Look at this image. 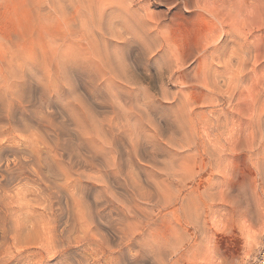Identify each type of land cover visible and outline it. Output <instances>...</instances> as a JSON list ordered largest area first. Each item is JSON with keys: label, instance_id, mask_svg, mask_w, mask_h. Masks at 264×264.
I'll use <instances>...</instances> for the list:
<instances>
[{"label": "rangeland", "instance_id": "374dc122", "mask_svg": "<svg viewBox=\"0 0 264 264\" xmlns=\"http://www.w3.org/2000/svg\"><path fill=\"white\" fill-rule=\"evenodd\" d=\"M68 35L75 37H69L66 43ZM83 35L89 38H82ZM53 36L60 38L57 40L59 51L73 45H69L68 51L59 53L82 61L84 66L89 65L85 67L91 68L98 83L90 85L83 76L76 78L66 74L62 77L59 74V78L53 75L58 82L54 91L58 104L54 110L46 111L44 125L38 123L42 129L34 120L45 107L41 89L44 94V84H50L49 81L46 84L44 78L49 80V77L42 69L50 70L31 62L37 57L41 59L42 53L38 51L43 52L42 45ZM38 41H41L40 47ZM18 49L24 55L21 56L23 53ZM0 52L8 56L4 59L0 53V81L4 82H0V94L1 87L7 85L4 80L10 79L7 77H10L9 71L19 64L20 69L15 71L25 69L28 73L27 68L29 73H35L38 67L36 73L41 78L35 73V79L30 76L18 84L25 83L23 88L16 87L19 92L15 91L18 96L14 97L20 101L17 105L18 102L13 103L14 106L11 104L10 87L3 86L5 93L0 95L1 101H5L0 107L5 115L0 113V117L7 116L0 121L4 126H0V147L7 145L0 148L3 157H0V264L256 263L257 254L264 250V0H0ZM72 53L77 54L76 57ZM23 56L34 69L28 61L22 64ZM6 62H11L10 69ZM63 78L71 80V88ZM38 80L43 81V88L34 85ZM4 104L7 109L2 108ZM68 106L72 107L70 112L77 110L73 114L75 117L71 116L72 112L64 114ZM31 109H35L33 113ZM84 112H88L87 116ZM27 113L33 114L30 119ZM24 116L28 117L27 121L22 120ZM77 121L88 126L82 131L84 127L81 122L78 126ZM47 126L51 129L46 131ZM44 129L46 135L42 132ZM31 130L35 135L30 134ZM84 130L88 133H83ZM98 133L105 136L96 135ZM41 137L46 140L40 141ZM90 137L94 140H88ZM23 139L30 143L26 144ZM36 141L41 143L38 145ZM94 141L97 148L91 147ZM98 144L99 147L104 145L103 148ZM93 147L95 153L98 151L94 159L97 162L86 166L94 162L84 159L89 151H94ZM49 148L50 154L46 152ZM6 149L9 154H5ZM38 155L48 158L41 156L45 163L39 160V166L44 163L38 167L40 170L36 168ZM50 155L57 156L53 159ZM22 156L26 167L20 164L15 170L5 166L4 159H8L12 167L14 158ZM52 160L59 162V167ZM61 163L66 169H59V172L66 173L64 177L70 173L65 180L62 177L63 181L60 176L64 174L56 171ZM48 165H55L54 170ZM67 169L69 173L64 172ZM43 174L50 180L46 181ZM9 176H15L14 180ZM54 183L61 187H54ZM67 184L73 185L70 188L73 195ZM73 198L78 199V203ZM73 202L78 205L73 206Z\"/></svg>", "mask_w": 264, "mask_h": 264}, {"label": "bare ground", "instance_id": "6f19581e", "mask_svg": "<svg viewBox=\"0 0 264 264\" xmlns=\"http://www.w3.org/2000/svg\"><path fill=\"white\" fill-rule=\"evenodd\" d=\"M127 20H128V19H127ZM130 20H131V19H130ZM130 20H129V21H130ZM138 22H139V21H138ZM145 22H146V21H145ZM96 24H97V23H96ZM131 24H132V23H131ZM99 25H100V24H99ZM141 25H142V24H141ZM112 27H113V26H112ZM112 27H111V28H112ZM114 27H115V26H114ZM115 28L117 29V27H115ZM119 30H120V29H119ZM119 30H118V31H119ZM131 30H132V29H131ZM97 31H98V30H97ZM83 33H84V32H83ZM87 34H88V33H87ZM50 35H52V34H50ZM57 35H59V34H57ZM65 35H67V34H65ZM71 36H74V37H75V35H68V37H67L68 39L66 38V43H67V41L69 40V37H71ZM86 36H87V35H86ZM88 36H89V35H88ZM44 37H45V36H44ZM47 37H48V36H47ZM65 37H66V36H65ZM83 37H84V38H89V37H85V35H83L82 38H83ZM90 37H91V36H90ZM114 37H115V36H114ZM121 37H122V36H121ZM62 38H64V37H62ZM126 38H127V37H125V39H126ZM44 39H45V38H44ZM58 39H60V38H58ZM58 39H57L56 36H53V37L50 38L49 40L47 39V40H48L47 42H45V43L43 42V43H44V44L42 45V46H43V47H42L43 52H41L42 50H41V51H38V49H37L38 46H37V44H36V43L39 44V42H41L43 39H42L41 41L36 42V43H35V44H36V45H35L36 47H34V48L37 49L36 51L42 53L41 55L39 54V55H40L39 57H40L41 59L38 60V59H37L38 57H37V55H36V57H37L36 59L34 58V60L32 61L33 58H31V60H30V61H32V62H31L32 64L34 63L35 65H37V66H39V67L41 66L40 68H43V67H44V68H47L48 70H50V71H47V70H45V69H42L43 72H46L47 77H49V80H48L47 78H44V79L46 80V84H47V81H49L51 85H50V84H48V85H45V84H44V87H45L44 94H43V90L41 89L42 92H41L40 95H42L43 98H41V97H40V98L43 99V101H44V103H45V104H44V103H43V104L45 105V107H42V108H41V110L39 111V112L41 113V115L38 114V115H40V116H39V117L37 116V117H38L37 119H35V118L33 117V120L35 119L34 121L37 120V122H35V123H36L35 125H37V126H38V123H39V124H43V123H44V122L42 123V121H43V120L45 121L46 111L50 110V108L53 109L54 106L56 105V103L58 104V102H57L58 99H56L55 92H54V91L57 90L56 88H57L58 85L55 84L57 81L55 82V80H54V78H53V77H55V76H53V75H56V77H57V75H58V77H59V74H60V75L63 77V76H65L66 74H69L70 77L74 75V77H76V78H79L78 76H83L82 78H84V80H85L86 77H87L86 81H88V82H86V83H89L90 85H91V84H95V82H96V81H95L96 79H94V77H95L94 74L92 75V73H91V68L88 67V69H87V67H85V66H89V65H85V66H84V64H83L82 61L80 62V61H78V60H76V59L74 60V58H73V59H70L69 57H67V56L62 55V54L59 53V52L62 53V52H64V51H66V50L68 51L67 48H69V45H70V44H69V45L67 44L68 47H66V49H65V46H64L63 49H65V50H63V51H59V46L57 47V44H58V43H57V40H58ZM116 39H117V38H116ZM63 40H65V39H63ZM72 40H73V39H72ZM72 40H71L70 42H72ZM84 40H85V39H84ZM16 41L18 42V39H17ZM109 42H110V41H109ZM114 42H115V41H114ZM14 43H15V42H14ZM49 43H51V44H50L51 47H49ZM17 44H18V43H17ZM17 44H14V45H17ZM41 44H42V43H41ZM63 44H64V43H63ZM144 44H145V43H144ZM44 45L46 46L45 48H44ZM67 45H66V46H67ZM71 45H72V44H71ZM71 45H70V46H71ZM106 45H107V44H106ZM61 46H62V45H61ZM61 46H60V48H61ZM72 46H73V45H72ZM39 47H40V44H39ZM39 47H38V48H39ZM146 48H147V47H146ZM40 49H41V48H40ZM40 49H39V50H40ZM44 49H45V50H44ZM18 50H20V49H18ZM18 50H17V51H18ZM60 50H61V49H60ZM149 50H150V49H149ZM12 51H14V50H12ZM15 51H16V50H15ZM32 51H33V50H32ZM34 51H35V50H34ZM34 51H33V53H35ZM150 51H151V50H150ZM19 52H20V53H21V52L23 53V51H21V50H20ZM0 53L2 54L3 52H0ZM4 53H5V52H4ZM25 53H26L25 56H27V55H28L27 52H25ZM36 53H37V52H36ZM66 53H67V52H66ZM66 53H65V54H66ZM70 53H71V52H70ZM9 54H10V52H9ZM9 54H6V56L9 55ZM18 54H19V53H18ZM18 54L16 53V55H18ZM30 54H31V56H32V53H30ZM72 54H73V53H72ZM2 55H3V54H2ZM10 55H11V54H10ZM14 55H15V54H14ZM16 55H15V56H16ZM22 55H24V53L21 54V56H22ZM66 55H67V54H66ZM76 55H77V54H75V56H74V54H73L74 57H76ZM15 56H13V59H14ZM19 56H20V54H19ZM19 56H18V57H19ZM29 56H30V55H29ZM33 56H34V55H33ZM112 56H113V55H112ZM0 57L2 58L1 55H0ZM3 57H4V55H3ZM7 57H8V56H7ZM7 57H4V59L7 58ZM23 57H24V56H23ZM23 57H22V58H23ZM78 57H81V56H78ZM110 57H111V56H110ZM113 57H114V56H113ZM1 58H0V59H1ZM11 58H12V57H11ZM19 58H21V57H19ZM26 58H28V57H26ZM71 58H72V57H71ZM81 58H83V57H81ZM81 58H80V59H81ZM84 58H85V57H84ZM87 58H88V57H87ZM99 58H100V57H99ZM143 58H144V57H143ZM28 59H29V58H28ZM88 59H89V58H88ZM88 59H87V60H88ZM92 59H94V58H92ZM92 59H91V60H92ZM95 59H96V58H95ZM97 59H98V58H97ZM10 60H11V59H10ZM15 60H18V59L15 58ZM23 60H25V57L23 58ZM41 60H42V61H41ZM82 60H83V59H82ZM98 60H99V59H98ZM101 60H102V59H101ZM8 61H9V60H8ZM21 61H22V60L20 59V62H19V63H21ZM27 61H28V63L30 64L29 60H27V59H26L25 61H22V62H23L22 64H24V62L27 63ZM85 61H86V59H85ZM92 61L95 62L94 60H92ZM96 61H97V60H96ZM102 61H103V60H102ZM0 62H1V61H0ZM3 62L5 63L4 60H3ZM15 62H16V61H15ZM38 62H39V63L41 62L40 65H39ZM98 62H99V61H98ZM8 63H9V62H8ZM8 63L6 62L5 65L8 66V65L11 64V62H10V64H8ZM17 63H18V62H17ZM17 63H14V64H17ZM19 63H18V64H19ZM90 63H91V61L88 62V64H90ZM146 63H147V62H146ZM14 64H13V66H14ZM32 64H30V67H31ZM81 64H83V66H82ZM86 64H87V63H86ZM92 64H93V63H92ZM5 65H4L3 68H5ZM19 65H20V67H21V64H19ZM19 65L16 66V67L18 68ZM25 65H26V64H25ZM98 65H99V63H98ZM108 65H109V62H108ZM7 66H6V67H7ZM10 66H11V65H10ZM10 66H8V68H9ZM27 66H28V64H27ZM33 66H34V65H33ZM90 66H92V65H90ZM99 66H100V65H99ZM99 66H98V67H99ZM25 67H26V66H25ZM30 67H29V68H30ZM94 67H95V65H94ZM102 67H103V66H102ZM0 68H2V67H0ZM10 68H11V67H10ZM10 68H9V69H10ZM13 68H15V67H12L10 71H9V69H7V70L9 71L8 74L10 75V77L6 74V72H4V74L7 75V77L10 78V79L4 80L5 83H6L7 85L5 86V84H4L3 86H5V88L8 87V89H9V87H10V89H9L10 91L7 89L10 93H9L8 91H7V92H8L9 95H10L9 98L12 100L11 104L13 105V103L18 102V103H16V105H17V104L20 103V101H18V100H17L18 98H15L14 95H17V96H18V94L15 93V91H17L18 89H20L19 87H20L21 85L18 86V84H19V83L21 84V82H25L24 79H27V80H28L27 77L31 78V77L33 76V79H35L34 77L37 76V73H38V72H37L36 69H37L38 67L34 70L35 73L37 72L35 76H34L35 73H34V72L31 73L32 71L29 73L30 70L27 69V68H26V70H28V73H27V71L25 72V69H24V70L21 69L20 71L17 72V71H15V70H19L20 68H18V69L16 68L15 70H12ZM22 68H23V66H22ZM100 68H101V67H100ZM31 69H34V67H31ZM94 69H96V68H94ZM102 69H103V68H102ZM107 69H108V68H107ZM0 70L2 71V69H0ZM3 70H4V69H3ZM44 70H45V71H44ZM96 70H97V69H96ZM5 71H6V70H5ZM106 71H108V70H106ZM43 72H42V73H43ZM80 72H82V74H79ZM103 72H105L104 69H103ZM103 72H102V73H103ZM84 73H87V75H85ZM109 73H110V72H109ZM112 73H113V72H112ZM118 73H119V72H118ZM31 74H33V75H31ZM43 74L46 75L45 73H43ZM71 74H72V75H71ZM119 74H120V73H119ZM123 74H125V73H123ZM5 75H4V77H2V78H5ZM44 75H43V76H44ZM96 75H97V73H96ZM100 75H101V74H100ZM102 75H104V74H102ZM30 76H31V77H30ZM43 76H42V77H43ZM52 76H53V77H52ZM0 77H1V76H0ZM37 77H39V75H38ZM44 77H46V76H44ZM65 77H66V76H65ZM74 77H73V78H74ZM107 77H109V75H107ZM39 78H40V77H39ZM39 78H36V79H39ZM52 78H53V79H52ZM59 78H60V77H59ZM95 78H96V77H95ZM97 78H98V77H97ZM102 78H103V77H102ZM0 79H1V78H0ZM33 79H32V81H33ZM40 79H41V78H40ZM40 79H39V80H40ZM63 79H64V78H63ZM65 79H66V78H65ZM65 79H64V80H65ZM69 79H71V78H69ZM100 79H101V78H100ZM107 79H108V78H107ZM111 79H112V77H111ZM1 80H2V79H1ZM8 80H10V81H8ZM22 80H23V81H22ZM27 80H26V83H27ZM39 80L37 81V84L35 83L34 85H37V86H39L40 88H43L42 85H41L43 81L41 80L42 82H40ZM56 80H58V79L56 78ZM61 80H62V79H61ZM64 80H63V81H64ZM122 80H124V79H122ZM122 80H121V81H122ZM32 81H31V82H32ZM35 81H36V80H35ZM51 81H52V82H51ZM65 81H66V82H65L66 84L68 83L67 86H69V81H71V80L66 79ZM113 81H114V79H113ZM0 82H1L2 84L4 83V82H2V81H0ZM39 82H40V85L38 84ZM119 82H120V80H119ZM1 83H0V84H1ZM28 83H29V82H28ZM32 83H33V82H32ZM57 83H58V82H57ZM60 83H61V82H60ZM63 83H64V82H63ZM80 83H83V82H80ZM86 83H85V84H86ZM96 83H98V82H96ZM24 84H25V83H24ZM24 84H23V85H24ZM29 84H31V83H29ZM66 84H65V85H66ZM74 84H75V83H74ZM99 84H100V82H99ZM23 85H22V86H23ZM26 85H27V84H26ZM26 85H25V88H26ZM71 85H72V84H71ZM82 85H83V84H82ZM3 86L1 87V88H2V94L5 93V91H3V90H4V89H3ZM17 86H18V87H17ZM22 86H21V88H23ZM28 86H29V85H28ZM75 86H76V84H75ZM84 86H85V85H84ZM96 86H97V85H96ZM96 86H95V87H96ZM98 86H99V85H98ZM16 87H17L18 89H17ZM31 87H32V86H31ZM65 87H66V86H65ZM69 87H70V86H69ZM35 88H36V87H34V89H35ZM37 88H38V87H37ZM61 88H63V87H61ZM70 88H71V87H70ZM29 89H31V88H29ZM63 89H64V88H63ZM73 89H74V88H73ZM60 90H61V89H60V86H59V91H60ZM0 91H1V90H0ZM25 91H26V89H25ZM37 91H39V90L37 89ZM59 91H58V92H59ZM68 91H69V90H68ZM127 91H129V90H127ZM17 92H19V91H17ZM23 92H24V91H23ZM23 92H22V93H23ZM34 92H35V91H34ZM75 92H76V91H75ZM0 93H1V92H0ZM22 93H21V94H22ZM28 93H29V91H28ZM30 93H31V92H30ZM37 93H39V92H37ZM66 93H67V92H66ZM66 93L64 92V95H65ZM2 94H0V95H2ZM6 94H7V93H6ZM24 94H27V93H24ZM60 94H61V92H60ZM81 94H82V93H81ZM126 94H127V93H126ZM38 95H39V94H38ZM57 95H59V93H58ZM74 95H75V94H74ZM74 95H73V97H74ZM105 95H106V94H105ZM22 96H23V95H22ZM35 96H36V94H35L33 97H35ZM54 96H55V97H54ZM65 96H66V95H65ZM71 96H72V95H71ZM75 96H76V95H75ZM132 96H133V95H132ZM132 96H131V97H132ZM1 97H2V96H1ZM3 97H5V95H4ZM27 97H29V96H27ZM67 97H68V96H67ZM107 97H108V96H107ZM7 98H8V97H7ZM82 98H83V97H82ZM2 99H3V98H0V102H1V103H0V104H1L0 107L2 106L3 101H4V100L1 101ZM5 99H6V97H5ZM15 99H16V100H15ZM26 99H27V98H26ZM26 99H25V100H26ZM29 99H30V98H29ZM59 99H60V98H59ZM68 99H69V98H68ZM84 99H85V98H84ZM101 99H102V98H101ZM107 99H108V98H107ZM25 100H23V101H25ZM30 100H31V99H30ZM60 100H61V99H60ZM60 100H59V101H60ZM102 100H103V99H102ZM28 101H29V100H28ZM36 101H37V97H36ZM38 101H39V100H38ZM64 101H66L65 103L67 104V100H64ZM69 101H70V99H69ZM71 101H72V100H71ZM76 101H77V100H76ZM103 101H104V100H103ZM7 102H8V101H6V103H7ZM72 102H73V101H72ZM83 102H84V101H83ZM97 102H98V101H97ZM99 102H101V101H99ZM4 103H5V101H4ZM28 103H30V102H28ZM31 103H32V101H31ZM38 103H39V102H38ZM61 103H63V101H62ZM69 103H71V102H69ZM73 103H74V102H73ZM81 103H82V102H81ZM85 103H86V102H85ZM104 103H105V102H104ZM104 103H103V104H104ZM34 104H36V103H34ZM63 104H64V103H63ZM63 104H62V105H63ZM66 104H65V106H66ZM5 105H6V104H4V106H3L2 108H5V107H6ZM8 105H9V102H8ZM20 105H22V104H20ZM23 105L25 106V105H27V104H23ZM36 105H38V104H36ZM40 105H41V104H40ZM44 105H43V106H44ZM59 105H60V104H59ZM62 105H61V106H62ZM70 105H71V104H70ZM72 105H73V104H72ZM72 105H71V106H72ZM77 105H78V104H77ZM87 105H88V104H87ZM87 105H85V106H87ZM101 105H102V104H101ZM138 105H139V104H138ZM10 106H11V105H10ZM10 106H9V107H10ZM13 106H14V105H13ZM27 106H29V105H27ZM63 106H64V105H63ZM78 106H79V105H78ZM82 106H84V104H83ZM88 106H89V105H88ZM88 106H87V107H88ZM103 106H104V105H103ZM135 106H136V105H135ZM11 107H12V106H11ZM20 107H21V106H20ZM20 107H19V108H20ZM30 107H31V106H30ZM30 107H29V111H30ZM37 107H39V106H37ZM40 107H41V106H40ZM90 107H91V105H90ZM137 107H138V106H136V108H137ZM12 108H13V107H12ZM15 108H16V107H15ZM24 108H26V107H24ZM61 108H62V107H61ZM64 108H66V107H64ZM69 108H70V107L68 106V109H67V110L64 109V110H65V111H63V112H65L64 114H68V113L70 114V113L72 112V111H71V112L68 111V110H71L72 107H71L70 109H69ZM88 108H89V107H88ZM88 108H87V110H88ZM91 108H92V107H91ZM129 108H130V107H129ZM131 108H132V107H131ZM144 108H145V107H144ZM5 109H7V107H6ZM16 109H17V108H16ZM16 109H15V110H16ZM22 109H23V107H22ZM32 109H33V108H32ZM32 109H31V110H32ZM37 109H39V108H37ZM122 109H123V108H122ZM10 110H11V108H10ZM34 110H35V109H34ZM34 110H32V113H33ZM44 110H45V111H44ZM53 110H54V109H53ZM73 110H74V109H73ZM93 110H94V109H93ZM0 111H1V110H0ZM6 111H7V110H6ZM8 111H9V109H8ZM18 111H19V110H18ZM20 111H21V109H20ZM26 111H28V110H26ZM51 111H52V110H51ZM66 111H68V113H66ZM78 111H80V110H78ZM88 111H89V110H88ZM133 111H134V110H133ZM138 111H139V110H138ZM145 111H146V110H145ZM4 112H5V111H4ZM4 112H0V113L2 114V113H4ZM23 112H24V110H23ZM35 112H36V111H35ZM37 112H38V111H37ZM37 112H36V114H37ZM39 112H38V113H39ZM52 112H53V111H52ZM75 112H77V110H76ZM75 112H74V113H75ZM91 112H92V111H91ZM24 113H25V112H24ZM48 113L50 114V111H49ZM74 113L72 112V114H71L72 117L74 116V115H73ZM80 113H82V110L80 111ZM84 113H86V112H84ZM27 114H28V113H27ZM27 114H26V115H27ZM76 114H77V116H78V113H76ZM87 114H88V112L86 113V116H87ZM89 114H90V111H89ZM92 114H93V113H92ZM2 115H5V114H2ZM6 115H8V114H6ZM16 115H17V114H16ZM28 115H29V114H28ZM31 115H33V114H30V115H29V118L26 117V116H24V119H25V118L30 119V116H31ZM52 115H53V114H52ZM52 115H51V116H52ZM90 115H91V114H90ZM8 116H9V115H8ZM18 116H19V115H18ZM55 116H56V114H55ZM66 116H67V115H66ZM68 116H70V115H68ZM75 116H76V115H75ZM75 116H74V117H75ZM82 116H83V114H82ZM86 116H85V114H84V117H86ZM1 117H2V116H1ZM1 117H0V118H1ZM6 117H7V116H6ZM6 117H3V118L6 119ZM9 117L12 118V115L9 116ZM16 117H17V116H16ZM35 117H36V116H35ZM72 117H71V118H72ZM3 118H1L0 121H1ZM13 118H14V117H13ZM47 118H50V115H49V117H48V114H47ZM69 118H70V117H69ZM71 118H70V119H71ZM88 118H90V116H89ZM15 119H16V118H15ZM18 119H20V118L18 117ZM18 119H17V120H18ZM24 119L22 118L23 121H27L26 119H25V120H24ZM59 119H60V118H59ZM75 119H77V118H75ZM257 119H258V118H257ZM10 120H11V119H10ZM51 120H53V119H51ZM51 120H50V122H51ZM72 120H74V118H72ZM4 121H5V123H7L6 120H4ZM12 121L14 122V120H12ZM30 121H32V120H30ZM30 121H29V122H30ZM46 121L48 122V119H47ZM62 121H63V120H62ZM75 121H76V120H75ZM75 121H74V122H75ZM81 121H82V120H81ZM81 121H77L78 126H79V122H81ZM100 121H101V120H100ZM2 122H3V121H2ZM56 122H57V121H56ZM90 122H91V120H90ZM11 123H12V122H11ZM14 123H15V122H14ZM14 123H13V124H14ZM23 123H24V122H23ZM25 123H26V122H25ZM45 123H46V122H45ZM45 123H44V124H45ZM48 123H49V122H48ZM59 123H60V122H59ZM62 123H63V122H62ZM258 123H259V122H258ZM2 124H4V123H2ZM8 124H9V123H8ZM44 124H43V125H44ZM51 124H52V122H51ZM51 124H49V125H51ZM83 124H84V123H83ZM96 124H97V123H96ZM102 124H103V123H102ZM15 125H16V124H15ZM27 125H28V124H27ZM31 125H33V123H32ZM31 125H30V126H31ZM46 125H47V124H46ZM81 125H82V122H81ZM84 125H85V124H84ZM98 125H99V124H98ZM108 125H109V124H108ZM0 126L2 127L3 125L0 124ZM17 126H18V125H17ZM24 126H25V124H24ZM33 126H34V125H33ZM82 126H83V125H82ZM87 126H88V125L83 126L84 128H82V127H80V128H82V131H83V129H85ZM106 126H107V125H106ZM1 127H0V128H1ZM3 127H4V126H3ZM21 127H23L22 123H21ZM21 127H20V128H21ZM38 127L40 128L41 125L38 126ZM43 127H45V126H43ZM48 127H49V128H48ZM51 127H52V125H51ZM51 127H50V126H47L46 131H47L48 129H51ZM67 127H68V126H67ZM97 127H98V126H97ZM97 127H96V128H97ZM117 127H118V126H117ZM12 128H13V127H12ZM18 128H19V126H18ZM28 128H29V125H28ZM31 128H32V127H31ZM31 128H30V129H31ZM39 128H38V129H39ZM41 128H42V127H41ZM45 128H46V127H45ZM263 128H264V127L262 126V129H263ZM10 129H11V128L9 127V130H10ZM42 129H43V128H42ZM111 129H113V127H112ZM115 129H116V128H115ZM262 129H261V130H262ZM6 130H7V129H6ZM6 130H5V131H6ZM12 130H13V129H12ZM14 130H15V129H14ZM23 130H25V129H23ZM27 130H28V129H27ZM97 130H98V129H97ZM104 130H106V129H104ZM118 130H119V129H117V131H118ZM120 130H121V129H120ZM120 130H119V131H120ZM263 130H264V129H263ZM5 131H4V132H5ZM18 131H20V130L18 129ZM33 131H34V130H33ZM40 131H41V130H40ZM44 131H45V129L42 130V132H43V134L46 135V133H44ZM46 131H45V132H46ZM110 131H112V130H110ZM119 131H118V132H119ZM121 131H122V130H121ZM12 132H13V131H12ZM14 132H15V131H14ZM14 132H13V133H14ZM16 132H17V131H16ZM16 132H15V133H16ZM34 132H35V131H34ZM34 132H33V134H34ZM36 132H38V131H36ZM55 132H56V131H55ZM75 132H76V131H75ZM98 132H99V131H98ZM108 132H109V131H108ZM122 132H123V131H122ZM262 132H263V131H262ZM262 132H261V133H262ZM0 133H1V132H0ZM2 133H3V132H2ZM10 133H11V132H10ZM20 133H21V132H19V134H20ZM26 133H28V131H27ZM38 133H40V132H38ZM38 133H36V135H38L37 137H39V134H38ZM72 133H73V132H72ZM83 133H88V132H86V130H84ZM110 133H111V132H110ZM129 133H130V132H129ZM135 133H136V132H135ZM30 134H32V130H31ZM33 134H32V135H33ZM41 134H42V133H41ZM43 134H42V137H44ZM50 134H51V132H50ZM50 134H48V135H50ZM56 134H57V133H56ZM56 134H55V136H56ZM75 134H76V133H75ZM77 134H78V133H77ZM125 134H126V133H125ZM137 134H138V133H136V135H137ZM150 134H151V133H150ZM262 134H263V133H262ZM0 135H1V134H0ZM4 135H5V134H4ZM6 135H7V134H6ZM12 135H13V134H12ZM12 135H11V136H12ZM15 135H16V134H15ZM24 135H25V134H24ZM26 135H27V134H26ZM34 135H35V134H34ZM52 135H53V133H52ZM79 135H80V134H79ZM86 135H87V134H86ZM96 135H100V136H103V137L105 136L104 134L102 135L101 133H98V134H96ZM114 135H115V134H113V136H114ZM116 135H117V134H116ZM116 135H115V136H116ZM121 135H122V134H121ZM139 135H140V134H139ZM9 136H10V135H9ZM9 136H7V137H9ZM17 136H18V135H17ZM28 136H29V134H28ZM30 136H31V135H30ZM53 136H54V135H53ZM65 136H66V135H65ZM83 136H85V135H83ZM90 136H91V135H90ZM111 136H112V134H111ZM125 136H126V135H125ZM260 136H261V135H260ZM4 137H5V136H4ZM21 137H23V136L21 135ZM42 137H41V140L39 139L40 137H39L38 139H39L40 141H42L43 139L46 140V138H42ZM57 137H58V136H57ZM73 137H74V136H73ZM117 137H118V135H117ZM128 137H129V136H128ZM132 137H133V136H132ZM145 137H146V136H145ZM258 137H259V136H258ZM261 137H262V136H261ZM12 138H13V137H12ZM15 138H16V137H14V140H16ZM24 138H25V137H24ZM26 138H27V137H26ZM26 138H25V139H26ZM54 138H55V137H54ZM65 138H66V137H65ZM82 138L84 139V137H82ZM93 138H94V135H93ZM125 138H126V137H125ZM137 138H138V137H137ZM2 139L5 140L4 138H2ZM6 139H7V138H6ZM38 139L36 138L35 140H38ZM52 139H53V138H52ZM62 139H63V138H62ZM90 139L92 140V137H90L88 140H90ZM95 139H96V138H95ZM97 139H98V138H97ZM114 139H117V140L119 141L118 138H114ZM134 139H136V138H134ZM17 140H18V139H17ZM23 140H24V139H23ZM23 140H22V141H23ZM33 140H34V138H33ZM35 140H34V141H35ZM45 140H44L43 143H45ZM49 140H50V138H49ZM56 140H57V138H56ZM56 140H55V141H56ZM65 140H67V139H65ZM88 140H87V143H88ZM93 140H94V139H93ZM93 140H92V141H93ZM99 140L102 141V139H99ZM129 140H130V138H129ZM7 141H8V140H7ZM10 141H11V140H10ZM24 141H25V140H24ZM28 141H29V140H28ZM30 141H31V140H30ZM40 141H36V143L39 142V143H37V144L39 145V144L41 143ZM47 141H48V137H47ZM118 141H117V142H118ZM136 141H137V140H136ZM144 141H145V140H144ZM263 141H264V140H263ZM25 142H26V141H25ZM31 142H32V141H31ZM49 142H50V141H49ZM49 142H48V144H49ZM102 142H103V141H102ZM119 142H120V141H119ZM6 143H7V142H6ZM29 143H30V142H29ZM29 143L26 142V144H29ZM36 143H33V144L35 145ZM89 143H90V142H89ZM98 143L101 144V142H98ZM3 144H4V143H3ZM13 144H14V142H13ZM13 144H12V146H13ZM23 144H24V143H23ZM33 144H32V145H33ZM91 144H93V145H91V147L95 145L94 147L97 148V146H96V144H95V141H94V143H91ZM100 144H98V147L100 146ZM103 144H104V143H103ZM121 144H122V143H121ZM126 144H127V143H126ZM145 144H146V142H145ZM45 145H46V143H45ZM45 145H44V147H43L44 149H45ZM49 145H50V144H49ZM56 145H57V142H56ZM113 145H114V143H113ZM115 145H116V144H115ZM117 145H119V143H118ZM3 146H5L4 148H6L7 145H3ZM3 146H2V147H3ZM8 146H9V145H8ZM12 146H10V147H12ZM27 146H28V145H26V147H27ZM41 146H42V145H41ZM50 146H52V145H50ZM50 146H49V147H50ZM57 146H58V145H57ZM88 146H89V145H88ZM102 146H104V145H102ZM102 146L99 147V148H103ZM2 147H0V148L2 149ZM16 147H19V144H18V146L16 145ZM23 147H24V145H23ZM31 147H32V146H31ZM37 147H39V146H37ZM52 147H53V146H52ZM89 147H90V146H89ZM94 147H93V150H94V151H92V150L89 151L88 154L85 155L86 158H84L85 161H86V160H93L94 162H91V161H90V162L88 163V165L86 164V166H89L90 163H91V164H92V163L95 164V163L97 162V161L95 162L94 159H96V158L98 157V156H97V155H98V154H97L98 151L95 153V149H94ZM115 147H116V146H115ZM138 147H139V146H138ZM147 147H148V146H147ZM4 148H3V151H5ZM8 148H9V147H7V149H8ZM27 148H28V147H27ZM33 148H34V152H35V151H36V150H35V147H33ZM33 148H32V149H33ZM41 148H42V147H41ZM55 148H56V146H55ZM55 148H52V149H55ZM66 148H67V147H66ZM84 148H85V147H84ZM87 148H88V147H87ZM106 148H107V146H106ZM108 148H110V147H108ZM117 148H118V147H117ZM117 148H115V149H117ZM7 149H6V151H7ZM10 149H11V148H10ZM10 149H9V150H10ZM17 149H18V148H17ZM20 149H21V148H20ZM39 149H40V148H39ZM56 149H57V148H56ZM56 149H55V150H56ZM120 149H121V148H120ZM120 149H119V150H120ZM136 149H137V148H136ZM136 149H135V151H136ZM147 149H148V148H147ZM262 149H263V148H262ZM11 150H12V149H11ZM13 150H14V146H13ZM13 150H12L13 153L16 152V151H13ZM40 150H41L40 152H42L43 149H40ZM46 150H47V148H46ZM49 150H50V148H49L48 151H46V152H48V153L50 152V153H51V150H50V151H49ZM96 150H97V149H96ZM102 150H103V149H102ZM3 151H2V152H3ZM18 151L21 152V150H18ZM85 151H86V150H85ZM103 151H104V150H103ZM139 151H140V149H139ZM143 151H144V150H143ZM149 151H150V150H149ZM8 152H10V151L5 152V154L8 153ZM12 152H11V153H12ZM31 152H32V151H31ZM53 152H54V150H53ZM55 152H56V151H55ZM55 152H54V153H55ZM86 152H87V151H86ZM114 152H115V151H114ZM133 152H134V151H133ZM136 152H137V151H136ZM174 152H175V151H174ZM263 152H264V149H263ZM0 153H1V152H0ZM11 153H10V155H11ZM13 153H12V154H13ZM17 153H18V152H17ZM48 153H46V155H47ZM50 153H49V154H50ZM54 153H52V154H54ZM79 153H80V152H79ZM100 153H104V152L101 151ZM141 153H142V152H141ZM8 154H9V153H8ZM15 154H16V153H15ZM15 154H14V157L16 156ZM26 154L28 155L27 150H26ZM26 154H25V155H26ZM40 154H41V153H40ZM49 154H48V155H49ZM55 154H56V153H55ZM85 154H86V153H85ZM120 154H122V153H120ZM129 154H130V153H129ZM263 154H264V153H263ZM2 155H3V154H2ZM27 155H26V156H27ZM29 155H30V154H29ZM32 155H33V154H32ZM32 155H31V156H32ZM46 155H45V156H46ZM80 155H81V154H80ZM83 155H84V154H83ZM99 155H100V154H99ZM144 155H145V154H144ZM3 156H4V155H3ZM17 156H18V155H17ZM26 156H25V157H26ZM31 156H30V157H31ZM41 156H44V155H38V159H36V160H38V163H37V161L34 160L35 164H36V163L38 164L37 167L34 165L37 169H39L40 167H42L43 164L45 163V160L43 161L42 158H41ZM45 156H44L43 159H45ZM56 156H57V155H56ZM56 156H55V158H56ZM172 156H173V155H172ZM0 157H2V156L0 155ZM8 157H9V156H8ZM33 157H34V155H33ZM35 157H36V156H35ZM48 157H49V156H48ZM50 157H52V155H50ZM79 157L81 158V156H79ZM83 157H84V156H83ZM83 157H82V159H83ZM120 157H121V156H120ZM169 157H170V155H169ZM2 158H3V157H2ZM2 158H1V159H2ZM10 158H11V157H10ZM21 158L24 159L23 156L20 157V158L18 157V159L14 158V160L11 162V163H12V164H11L12 167H10L8 159H6V160L4 159V161H5V166H6L7 168H13V169L16 170V168H18L20 164H24V163H25L24 160H21ZM46 158H47V156H46ZM52 158H53V157H52ZM55 158H53V159H55ZM77 158H78V157H77ZM99 158H100V160H102L101 157H99ZM118 158H119V157H118ZM131 158H132V157H131ZM12 159H13V158H12ZM34 159H35V158H34ZM40 159H41V162H42V161L44 162V163L42 164V166H41V165L39 166V164H40V163H39V162H40L39 160H40ZM47 159H48V158H47ZM47 159H46V160H47ZM50 159H51V158H50ZM78 159H79V158H78ZM116 159H117V158H116ZM172 159H173V158H172ZM2 160H3V159H2ZM10 160H11V159H10ZM68 160H69V159H68ZM79 160H80V159H79ZM113 160H114V159H113ZM113 160H112V161H113ZM133 160H134V159H133ZM135 160H136V159H135ZM156 160H157V159H156ZM31 161H32V160H31ZM31 161H30V162H31ZM52 161L54 162L55 160H52ZM74 161H75V160H74ZM81 161L83 162V160H81ZM1 162H2V161H1ZM27 162H29V161H27ZM27 162H26V163H27ZM30 162H29V164H30ZM56 162H57V161H56ZM78 162H80V161H78ZM122 162H123V163H126V161H122ZM127 162H128V161H127ZM133 162H134V161H133ZM157 162H158V161H157ZM257 162H258V161H257ZM263 162H264V161H263ZM31 163H32V162H31ZM48 163H49V160L46 162V165H45V166H47ZM50 163H51V160H50ZM54 163H55V162H54ZM58 163H59V162H58ZM58 163H55V164L58 165ZM70 163H73V162H70ZM75 163H76V162H75ZM80 163H81V162H80ZM80 163H78V164H80ZM85 163H87V162H85ZM105 163H106V162H105ZM128 163H129V162H128ZM261 163H262V161L260 162V164H261ZM33 164H34V163H32L31 165H33ZM78 164H77V165H78ZM81 164H82V165H81ZM81 164H80L81 166L84 165L83 163H81ZM93 164H92V165H93ZM100 164H101V162H100ZM100 164H98V165H100ZM108 164H110V163H108ZM126 164H127V163H126ZM126 164H125V165H126ZM163 164H164V163H163ZM257 164H258V163H257ZM262 164H263V163H262ZM0 165L2 166V164H0ZM24 165H25V164H24ZM52 165H53V163H52ZM52 165H50V166H52ZM61 165H63V164H62V163L60 164V168H58L59 165H58V167H56V169H58V170H56L58 173H61V172H59V169H66V168H63V166H61ZM77 165H76V166H77ZM92 165H91V166H92ZM110 165H111V164H110ZM115 165L117 166V164H115ZM129 165H130V164H129ZM28 166H29V165H28ZM48 166H49V165H48ZM50 166H49V167H50ZM54 166H55V165H54ZM54 166H52V168H53ZM71 166H72V165H71ZM71 166H69V168H70ZM73 166H74V165H73ZM94 166H95V165H94ZM139 166H140V165H138V167H139ZM261 166H262V165H261ZM21 167L23 168V165H21ZM25 167H26V165H25ZM29 167H30V166H29ZM38 167H39V168H38ZM49 167H47V170H48ZM61 167H62V168H61ZM79 167H80V166H79ZM141 167H142V166H141ZM158 167H159V166H158ZM43 168H44V167H43ZM52 168H51L50 170H52ZM69 168H68V169H69ZM71 168H72V167H71ZM71 168H70V170H71ZM96 168H97V167H96ZM101 168H102V167H101ZM110 168H111V167H110ZM116 168L118 169V167H116ZM116 168H115V169H116ZM132 168H133V167H132ZM147 168H148V167H147ZM156 168H157V167H156ZM257 168H259V167H257ZM30 169L32 170V167H30ZM34 169H35V168H34ZM34 169H33V170H34ZM37 169H36V170H37ZM45 169H46V168H45ZM45 169H44V170H45ZM68 169L65 170L64 172L67 171V172L69 173ZM108 169H109V168H108ZM108 169H107V171H108ZM150 169H151V168H150ZM3 170H4V169H3ZM20 170H21V169H20ZM39 170H40V169H39ZM39 170H37V171H39ZM41 170H42V169H41ZM53 170H54V168H53ZM53 170H52V171H53ZM72 170H73V169H72ZM72 170H71V171H72ZM103 170H106V169H103ZM118 170H119V169H118ZM132 170H133V169H132ZM141 170H142V169H141ZM1 171H2V170H1ZM22 171H23V170H22ZM42 171H43V170H42ZM42 171H41V172H42ZM45 171H46V170H45ZM52 171H51V172H52ZM56 171H55V172H56ZM60 171H61V170H60ZM93 171H94V170H93ZM101 171H102V170H101ZM109 171H110V169H109ZM152 171H153V170H152ZM9 172H10V171H9ZM11 172H12V171H11ZM35 172H36V171H35ZM35 172H34V173H35ZM47 172H48V171H47ZM49 172H50V171H49ZM49 172H48V173H49ZM55 172H54V174H55ZM75 172H76V171H75ZM105 172H106V171H105ZM114 172H115V171H114ZM117 172H119V171H117ZM127 172H128V171H127ZM135 172H136V171H135ZM168 172H169V171H168ZM262 172H263V174H264V171H262ZM15 173H16V171H15ZM48 173H47V174H48ZM71 173H74V171L71 172ZM106 173H107V172H106ZM133 173H134V172H133ZM154 173H155V172H154ZM2 174L4 175V172H3ZM5 174H6V173H5ZM7 174H8V173H7ZM18 174H20V173H18ZM18 174H16V175H18ZM35 174H36V173H35ZM44 174H45V173H44ZM44 174H43L42 176H44ZM50 174H51V173H50ZM56 174H57V173H56ZM61 174H64V173L62 172ZM65 174H66V173H65ZM65 174H64L63 176H60V174H58V175L61 177V179H62V177H63L64 180H65V178H66L67 176H69L70 173H69L66 177H64ZM78 174H79V173H77V177L79 176ZM81 174L83 175V173H81ZM100 174H101V173H100ZM103 174H104V173H103ZM111 174H112V173H111ZM155 174H156V173H155ZM9 175H11V174L9 173ZM14 175H15V174H14ZM38 175H40V174H39V173L36 174V176H38ZM72 175H74V174H72ZM72 175H71V176H72ZM132 175H134V174H132ZM5 176H7V175H5ZM11 176H13V175H11ZM19 176H20V175H19ZM47 176H48V175H47ZM47 176H46V177L44 176V177L47 178L46 181H49L50 179H49V177H47ZM50 176H51V175H50ZM52 176H53V174H52ZM54 176H55V175H54ZM56 176H57V175H56ZM59 176H58V177H59ZM75 176H76V174H75ZM80 176H81V175H80ZM114 176H115V175H113V177H114ZM134 176H136V175H134ZM261 176H262V175H261ZM263 176H264V175H263ZM1 177H2V176H1ZM9 177H10V176H9ZM44 177H43V179H44ZM69 177H70V176H69ZM69 177H68V179H72V177H71V178H69ZM77 177H76V178H77ZM83 177H84V175H83ZM97 177H99V176H97ZM2 178H3V177H2ZM4 178H5V177H4ZM4 178H3V179H4ZM10 178L13 179V178H15V176H14V177H10ZM10 178H9V179H10ZM41 178H42V177H41ZM56 178H57V177H56ZM73 178H74V177H73ZM84 178H85V177H84ZM86 178H87V177H86ZM86 178H85V179H86ZM91 178H92V177H91ZM93 178H94V177H93ZM99 178H100V177H99ZM102 178H103V176H102ZM104 178H105V177H104ZM135 178H136V177H135ZM140 178H141V177H140ZM151 178H152V177H151ZM262 178H264V177H262ZM7 179H8V177H7ZM68 179H66V181H69ZM87 179H88V178H87ZM89 179H90V177H89ZM136 179H137V178H136ZM13 180H14V179H13ZM44 180H45V179H44ZM59 180H60V179L58 178V181H59ZM100 180H101V179H100ZM103 180H104V179H103ZM129 180H130V179H129ZM152 180H153V179H152ZM263 180H264V179H263ZM5 181H6V180H5ZM51 181L53 182V180H51ZM62 181H63V179H62ZM73 181H74V180H72V182H73ZM118 181H119V179H118ZM147 181H148V180H147ZM0 182H2V181H0ZM55 182H56V181H55ZM64 182H65V181H64ZM69 182H71V180H70ZM75 182H76V181H75ZM79 182H81V180H80ZM84 182H85V181H84ZM84 182H83V183H84ZM87 182H88V181H87ZM89 182H90V181H89ZM89 182H88V183H89ZM97 182H98V181H97ZM116 182H117V180H116ZM154 182H155V181H154ZM154 182H153V183H154ZM8 183H10V182H8ZM60 183H61V180H60ZM81 183H82V182H81ZM88 183H87V184H88ZM91 183H92V182H90V184H91ZM121 183H122V182H121ZM143 183H144V182H143ZM143 183H142V186H143ZM151 183H152V182H151ZM153 183H152V184H153ZM38 184H39V183H38ZM49 184H50V182H49ZM51 184H52V183H51ZM57 184H59V183H57ZM57 184L54 183V187H55ZM69 184H70V183H69ZM90 184H89V185H90ZM106 184H107V183H106ZM111 184H112V183H111ZM119 184H120V183H119ZM123 184H125V183H123ZM123 184H122V185H123ZM157 184H158V183H157ZM64 185H65V184H64ZM71 185H72V184H71ZM77 185H80V183L77 184ZM92 185H93V184H92ZM94 185H95V184H94ZM94 185H93V186H94ZM120 185H121V184H120ZM129 185H130V183H129ZM260 185H261V184H260ZM0 186H1V185H0ZM5 186H6V185H5ZM7 186H8V185H7ZM7 186H6V187H7ZM45 186H46V185H45ZM57 186H58V187H61V186H59V185H57ZM57 186H56V187H57ZM62 186H63V183H62ZM67 186H68V184H67ZM67 186H65V187H67ZM72 186H73V185H72ZM72 186H68L69 189H70ZM95 186H96V185H95ZM127 186H128V185H127ZM131 186H132V185H131ZM136 186H137V184H136ZM136 186H134V187H136ZM153 186H154V185H153ZM47 187L49 188L50 186L48 185ZM54 187H53V188H54ZM63 187H64V186H63ZM63 187H62V188H63ZM74 187H75V185H74ZM84 187H85V186H84ZM91 187H92V186H91ZM125 187H126V186H125ZM155 187H156V186H155ZM260 187H261V186H260ZM263 187H264V186H263ZM62 188H60V189H62ZM72 188H73V187H72ZM76 188H77V187H76ZM76 188H74V189H76ZM78 188L80 189V186H79ZM93 188H95V187H93ZM1 189H2V188H1ZM55 189H56V188H55ZM57 189H58V188H57ZM60 189H59V190H60ZM85 189H86V188H85ZM104 189H105V188H104ZM109 189H111V188H109ZM59 190H58V191H59ZM81 190H83V189H81ZM126 190H127V189H126ZM47 191H48V190H47ZM60 191H62V190H60ZM67 191L69 192V190H66V192H67ZM75 191H76V190H75ZM89 191H90V188H89ZM111 191H113V190H111ZM121 191H123V190H121ZM260 191H261V190H260ZM53 192H54V191H53ZM63 192H65L64 189H63ZM73 192H74V191H73ZM83 192H84V191H83ZM86 192H87V191H86ZM86 192H85V194H86ZM98 192H99V191H98ZM4 193H5V192H4ZM17 193H18V192H17ZM69 193H71V189H70V192H69ZM69 193H68V194H69ZM77 193H78V191H77ZM79 193H80V192H79ZM87 193H88V192H87ZM101 193H102V192H100V194H101ZM108 193H109V192H108ZM112 193H113V192H112ZM18 194H19V193H18ZM54 194H56V193L54 192ZM71 194H72V193H71ZM74 194H75V193H74ZM109 194H110V193H109ZM114 194H115V193H114ZM129 194H130V193H129ZM4 195H5V194H4ZM57 195H58V194H57ZM72 195H73V194H72ZM77 195H80V194H77ZM117 195H118V194H117ZM126 195H127V194H126ZM74 196H75V195H74ZM82 196H83V195H82ZM82 196H80V197H82ZM101 196H102V195H101ZM110 196H112V195H110ZM8 197H9V196H8ZM51 197H53V196H51ZM58 197H59V196H58ZM58 197H57V198H58ZM62 197H63V196H62ZM75 197H76V196H75ZM103 197H104V196H103ZM140 197H141V196H140ZM143 197H144V196H143ZM11 198H13V197H11ZM68 198H69V197H68ZM68 198H67V199H68ZM78 198H79V197H78ZM108 198H109V197H108ZM115 198H116V197H115ZM125 198H126V197H125ZM21 199H24V197L21 198ZM51 199H52V198H51ZM60 199H61V198H60ZM73 199H74V198H73ZM75 199H76V198H75ZM75 199H74V200H75ZM79 199H80V198H79ZM105 199H106V198H105ZM148 199H149V198H148ZM28 200H29V199H28ZM61 200H63V199H61ZM61 200H59V201H61ZM136 200H137V199H136ZM144 200H145V199H144ZM71 201H72V200H71ZM77 201H79V200L76 199V202H75V203H78ZM94 201H95V200H94ZM115 201H116V199H115ZM67 202H68V201H67ZM98 202H99V201H98ZM101 202H102V201H101ZM101 202H100V203H101ZM48 203H49V202H48ZM63 203H64V202H63ZM65 203H66V202H65ZM65 203H64V204H65ZM69 203H70V202H69ZM75 203L73 202V206H74V205H78V204H75ZM95 203H96V201H95ZM125 203H126V202H125ZM90 204H91V203H90ZM10 205H11V204H10ZM18 205H19V204H18ZM82 205H84V204H82ZM100 205H101V204H100ZM8 206H9V205H8ZM93 206H94V205H93ZM142 206H143V205H142ZM77 207H78V206H77ZM88 207H89V206H88ZM61 208H62V207H61ZM80 208H81V207H80ZM95 208H96V207H95ZM123 208H125V207H123ZM142 208H143V207H142ZM46 209H47V208H46ZM59 209H60V208H59ZM62 209H63V208H62ZM82 209H83V208H82ZM82 209H80V211H82ZM128 209H129V208H128ZM75 210H76V208H75ZM77 210H79V209L77 208ZM102 210H104V208H103ZM143 210H144V209H143ZM45 211H46V210H45ZM67 211H68V210H67ZM80 211H79V214H80ZM112 211H113V210H112ZM128 211H130V210H128ZM48 212H49V211H48ZM53 212H54V211H53ZM98 212H99V211H98ZM76 213H77V212H76ZM79 214H78V215H79ZM81 214H82V213H81ZM138 214H139V213H138ZM122 216H123V215H122ZM63 217H64V216H63ZM93 217H94V216H93ZM106 218H107V217H106ZM114 218H115V217H114ZM66 219H67V218H66ZM84 219H85V218H84ZM95 219H96V218H95ZM48 220H49V219H48ZM67 220H68V219H67ZM89 220H90V218L88 219V221H89ZM91 220H92V218H91ZM113 220H114V219H113ZM121 220H122V219H121ZM132 220H133V219H132ZM53 221H54V220H53ZM69 221H70V220H69ZM73 221H75V220H73ZM85 221H86V220H85ZM104 221H105V220H104ZM51 222H52V221H51ZM82 222H83V220H82ZM95 222H96V221H95ZM128 223H129V222H128ZM128 223H127V224H128ZM79 224H80V223H79ZM79 224H78V225H79ZM82 224H83V223H82ZM82 224H81V225H82ZM90 224H91V223H90ZM93 224H94V222H93ZM127 224H126V225H127ZM3 225H4V224H3ZM22 225H24V224H22ZM83 225H84V224H83ZM85 225H87V224L85 223ZM94 225H95V224H94ZM20 227H21V226H20ZM63 227H64V226H63ZM72 227H73V226H72ZM78 227H79V226H78ZM126 227H127V226H126ZM128 227H129V226H128ZM67 228H68V227H67ZM81 228H82V227H81ZM83 228H84V227H83ZM92 228H93V227H92ZM16 229H17V228H16ZM85 229H86V228H85ZM112 229H113V228H112ZM129 229H130V228H129ZM17 230H18V229H17ZM31 230H32V229H31ZM37 230H38V229H37ZM11 231H12V230H11ZM20 231H21V230H20ZM74 231H75V230H74ZM81 231H82V230H81ZM111 231H112V230H111ZM111 231H110V232H111ZM5 232H6V231H5ZM18 232H19V230H18ZM70 232H71V231H70ZM78 232H79V231H78ZM90 232H91V231H90ZM90 232H89V233H90ZM115 232H116V231H115ZM55 234H56V233H55ZM90 234H91V233H90ZM73 235H74V234H73ZM79 235H81V234H79ZM97 235H98V233H97ZM99 235H100V234H99ZM104 235H105V234H104ZM107 235H108V234H107ZM102 237H103V236H102ZM116 237H117V236H116ZM85 238H86V237H85ZM89 238H90V237H89ZM41 239H42V238H41ZM79 240H80V239H79ZM82 240H84V239H82ZM111 240H112V239H111ZM80 241H81V240H80ZM123 241H125V240H123ZM91 242H92V241H91ZM40 243H41V242H40ZM87 243H88V242H87ZM120 243H121V242H120ZM30 245H31V244H30ZM144 245H145V244H144ZM110 246H111V245H110ZM146 246H147V243H146ZM152 247H153V246H152ZM62 248H63V247H62ZM148 248H149V247H148ZM148 248H147V249H148ZM153 248H154V247H153ZM96 249H97V247H96ZM138 249H139V248H138ZM159 249H160V247H159ZM161 249H162V248H161ZM97 251H98V250H97ZM140 251H141V250H140ZM92 252H93V251H92ZM143 252H144V251H143ZM147 252H149V251H147ZM155 252H156V251H155ZM158 253H160V252H158ZM143 254H144V253H142V255H143ZM166 255H167V254H166ZM157 256H158V255H157ZM163 256H164V255H163ZM142 257H143V256H142ZM160 257H161V256H160ZM160 257H159V258H160ZM153 258H156V256H154ZM157 260H158V259H157ZM160 262H161V261H160ZM154 263H155V261H154ZM156 264H157V263H156Z\"/></svg>", "mask_w": 264, "mask_h": 264}, {"label": "built area", "instance_id": "2783aa9c", "mask_svg": "<svg viewBox=\"0 0 264 264\" xmlns=\"http://www.w3.org/2000/svg\"><path fill=\"white\" fill-rule=\"evenodd\" d=\"M255 264H264V250L257 254V259Z\"/></svg>", "mask_w": 264, "mask_h": 264}]
</instances>
